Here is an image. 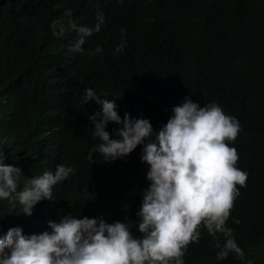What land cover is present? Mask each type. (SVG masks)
I'll return each mask as SVG.
<instances>
[{"label": "trees", "instance_id": "16d2710c", "mask_svg": "<svg viewBox=\"0 0 264 264\" xmlns=\"http://www.w3.org/2000/svg\"><path fill=\"white\" fill-rule=\"evenodd\" d=\"M67 10L89 28L104 17L83 53L69 51L76 32L52 35L50 25L67 19ZM122 39L126 46L115 55ZM97 45L103 54L88 55ZM86 87L114 99L122 119L125 113L149 119L157 132L185 97L235 117L241 131L229 146L248 179L246 187L237 185L241 195L226 226L242 255L218 261L217 240L202 229L183 259L264 264V0H0V163L22 168L25 179L58 164L75 169L31 217L18 203L0 201V236L13 227L42 232L67 212L109 223L137 220L150 185L142 147L114 162L93 151L101 141L88 116L100 108L81 103ZM119 127L109 123L111 138ZM132 231L141 235L135 224Z\"/></svg>", "mask_w": 264, "mask_h": 264}, {"label": "clouds", "instance_id": "9594fccd", "mask_svg": "<svg viewBox=\"0 0 264 264\" xmlns=\"http://www.w3.org/2000/svg\"><path fill=\"white\" fill-rule=\"evenodd\" d=\"M65 17L52 22V35L59 39L69 30L76 32L78 38L69 51L83 53L87 38L101 31L104 17L99 15L92 28L77 25L71 10ZM126 43L122 39L114 54L123 52ZM103 51L97 45L88 55L100 56ZM93 101L100 110L88 120L93 136L101 141L93 151L105 162H114L142 147L141 162L148 166L150 185L141 193L137 220L109 223L102 216L67 212L39 233L25 234L21 227H13L0 236V264H185L188 246L199 242L202 229L217 240L218 261L230 253L242 255L232 229L226 226L241 195L239 188L246 187L248 179V173L236 166L237 150L229 146L241 131L239 121L216 103L201 106L185 97L157 132L149 119L128 113L122 119L114 99L84 88L81 103ZM109 123L120 126L118 138L110 137ZM74 172L58 164L54 172L25 179L22 168L0 163V201L14 207L18 203L23 215L31 217L39 202L53 199L54 186ZM22 182L25 186L18 190ZM133 224L140 236L133 234ZM217 234L224 237L223 244Z\"/></svg>", "mask_w": 264, "mask_h": 264}]
</instances>
